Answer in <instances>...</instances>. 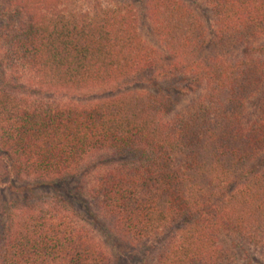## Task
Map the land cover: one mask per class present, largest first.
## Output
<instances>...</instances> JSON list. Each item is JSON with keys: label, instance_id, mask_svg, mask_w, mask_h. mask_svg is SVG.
Here are the masks:
<instances>
[{"label": "trees", "instance_id": "trees-1", "mask_svg": "<svg viewBox=\"0 0 264 264\" xmlns=\"http://www.w3.org/2000/svg\"><path fill=\"white\" fill-rule=\"evenodd\" d=\"M141 1L168 59L141 39L133 0H0V185L21 195L0 209V264L264 256V0H201L211 38L183 0ZM150 71L183 81L189 103L63 96Z\"/></svg>", "mask_w": 264, "mask_h": 264}, {"label": "rangeland", "instance_id": "rangeland-1", "mask_svg": "<svg viewBox=\"0 0 264 264\" xmlns=\"http://www.w3.org/2000/svg\"><path fill=\"white\" fill-rule=\"evenodd\" d=\"M183 1L186 2L187 5L191 7L194 13L200 18V20L203 22L205 29L208 32L207 35L211 38L214 30V18L211 10L201 0ZM133 2L134 6L138 11L139 33L141 39L148 46L153 49H156L158 52L163 54L165 60L167 58V54H165V51L161 46L160 42L150 30L149 22L145 14V8L143 6V1L133 0ZM5 71L9 78L15 76V73L9 67H6ZM28 79V76H23V78H21V84L28 85L26 83V80ZM128 92H151L153 94H156L162 100L165 101L169 113L180 111L189 103V100L191 98L190 93L186 91L184 82L181 81L179 78L164 77L160 75L159 72L154 73L152 71L136 74L126 79H122L117 83H113L112 85H109L107 87L98 88L94 90H83L77 92L66 90L63 96L65 98L70 99L71 102L88 104ZM15 183L16 182H14L12 179L10 181V178H5L2 184L0 185V209L6 201L12 198L21 197L20 194L19 196L18 193L13 192L14 187L12 186V184L15 185ZM76 184L77 182L75 181L71 184L62 185L56 191L59 190V192L65 197L70 196V190L73 191L74 188H76ZM17 185L19 186L21 184L18 183ZM85 186V183H83L84 188ZM52 190V188H48V190L44 192L52 193ZM39 192H43V190ZM225 243L230 245L231 241H226ZM118 248L121 254H124L125 258L128 255L130 256L131 254L135 256L142 255V253L140 254L138 252H143L142 250L135 248L137 250L136 251L134 250V248H129L126 245H123ZM235 250V254L237 256L235 264H264V256L251 247H245L244 249L239 248ZM125 260L127 262L124 264H131L132 260L134 261L135 259H133L132 257H128Z\"/></svg>", "mask_w": 264, "mask_h": 264}]
</instances>
